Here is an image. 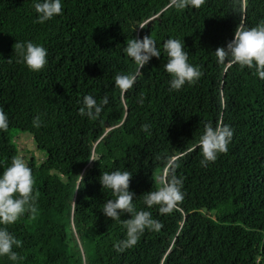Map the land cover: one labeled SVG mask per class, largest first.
Listing matches in <instances>:
<instances>
[{
    "label": "trees",
    "instance_id": "obj_1",
    "mask_svg": "<svg viewBox=\"0 0 264 264\" xmlns=\"http://www.w3.org/2000/svg\"><path fill=\"white\" fill-rule=\"evenodd\" d=\"M32 4L0 0V107L8 117L0 170L13 157L24 160L36 208L3 226L21 244L13 246L16 261L0 257V264H264V79L254 68L217 63L214 53L236 26L264 21V0L183 9L175 0H62L61 14L42 24ZM144 36L161 51L165 40H182L200 78L170 91L163 53L136 74L123 49ZM15 41L46 48L44 67L32 72L16 63ZM117 74L135 82L122 92ZM86 94L108 97L98 117L78 114ZM37 115L42 124L33 127ZM205 123L227 124L233 135L228 151L201 167L193 146ZM24 139L32 150L20 148ZM94 152L98 160L88 167ZM117 169L131 173L136 210L161 225L119 253L113 244L125 229L100 212L114 197L98 182ZM158 177L183 181V199L169 214L143 203Z\"/></svg>",
    "mask_w": 264,
    "mask_h": 264
},
{
    "label": "clouds",
    "instance_id": "obj_2",
    "mask_svg": "<svg viewBox=\"0 0 264 264\" xmlns=\"http://www.w3.org/2000/svg\"><path fill=\"white\" fill-rule=\"evenodd\" d=\"M176 7H199L204 0H175ZM32 8L36 14V22L44 23L58 16L62 12V0H33ZM13 51L16 54V63L23 64L29 71L38 72L46 64L47 50L39 43L32 41H15ZM123 52L136 65V74L152 57H159L161 53L166 57L163 70L169 75L170 91H178L185 84L195 83L202 72L198 66L188 63V52L185 51L183 41L180 39H167L163 42L162 51L155 47L154 42L144 36L142 39H129ZM217 63H224L227 59L241 68L255 69L260 79H264V21L248 28L236 26L232 38L223 47L214 50ZM133 74H117L114 78L115 86L123 91L129 89L135 82ZM141 103L143 102L141 98ZM108 97H101L99 102L91 96L84 95L79 101L78 114L89 119L98 117ZM40 116L32 119L33 127H40ZM8 126V117L0 107V131ZM150 125L142 124L141 131L148 132ZM233 130L227 124L213 127L209 123L203 125V132L198 142L193 146L199 148L201 167H207L215 162L219 153H226L232 139ZM193 149H189L191 151ZM89 160H98L94 155ZM131 173L127 170H114L101 173L98 182L101 188L109 190L114 199H108L99 209L111 220L122 223L125 229L124 237L113 244L116 252H123L135 246L143 232L147 229L158 231L160 223L153 219L146 210H136L133 205V193L129 190ZM82 181V177L80 176ZM158 187L143 194V203L151 208L158 206L161 214H169L182 201V178L172 177L171 180L157 178ZM34 179L31 169L20 157H13L10 164L0 170V257H7L11 261L18 259L13 246L19 247L21 241L16 239L4 225H11L25 213H35V196L33 195ZM77 186L74 191L78 188ZM127 212L130 216L122 222L120 216Z\"/></svg>",
    "mask_w": 264,
    "mask_h": 264
},
{
    "label": "rangeland",
    "instance_id": "obj_3",
    "mask_svg": "<svg viewBox=\"0 0 264 264\" xmlns=\"http://www.w3.org/2000/svg\"><path fill=\"white\" fill-rule=\"evenodd\" d=\"M20 148L23 150L25 149L32 150V147L29 145V141L26 139L22 141V143L20 144Z\"/></svg>",
    "mask_w": 264,
    "mask_h": 264
},
{
    "label": "water",
    "instance_id": "obj_4",
    "mask_svg": "<svg viewBox=\"0 0 264 264\" xmlns=\"http://www.w3.org/2000/svg\"><path fill=\"white\" fill-rule=\"evenodd\" d=\"M94 155L98 156V154L95 153V152H94L93 156H94ZM98 157H99V156H98ZM93 162H94V160H90L89 163H88V167H91L92 164H93Z\"/></svg>",
    "mask_w": 264,
    "mask_h": 264
}]
</instances>
